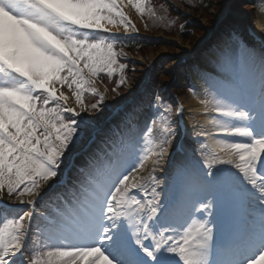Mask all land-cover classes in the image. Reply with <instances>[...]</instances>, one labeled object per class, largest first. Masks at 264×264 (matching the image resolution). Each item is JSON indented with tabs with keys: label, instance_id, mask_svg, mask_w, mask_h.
<instances>
[{
	"label": "snow or ice",
	"instance_id": "obj_1",
	"mask_svg": "<svg viewBox=\"0 0 264 264\" xmlns=\"http://www.w3.org/2000/svg\"><path fill=\"white\" fill-rule=\"evenodd\" d=\"M126 7L164 20L150 0H0V264H264V28L229 24L210 50L198 149L157 96L143 129L65 187L81 114L103 110L97 80L127 83ZM143 103L126 107L130 128Z\"/></svg>",
	"mask_w": 264,
	"mask_h": 264
},
{
	"label": "rangeland",
	"instance_id": "obj_2",
	"mask_svg": "<svg viewBox=\"0 0 264 264\" xmlns=\"http://www.w3.org/2000/svg\"><path fill=\"white\" fill-rule=\"evenodd\" d=\"M221 1L224 3V8H223V11H221V13L218 14V19H217L216 23L212 25L211 32H213V38H210V39L208 38V39L204 40L203 37L195 34V35H192V37H193L192 40H193V42L195 41L193 44L183 43L179 37L175 38V39H178L179 44L181 46H188L189 48L194 50L196 54L198 52L197 55L199 56V63H198L199 68H204L206 65L207 68L213 69V66L210 62L209 52L211 49H213V47L217 44V41L220 40L224 34L223 33V34L216 35L215 30L218 28V22L221 20V17H223L222 15L224 14V12L228 13L227 9L229 7V4H232L234 2V0H221ZM132 10L136 15H138L134 11V9H132ZM257 12H258V8H256L254 13H250V20L252 19L251 21L254 22V25H256L257 21H258ZM210 19H212L211 14L209 15V17H207V19L206 18L203 19L204 23L207 24V22H208L210 24ZM149 24L152 25V24H154V22L151 21V22H149ZM142 27H143V30L146 32L147 35H156L157 34L155 32L154 33L151 32V29H150L151 27L147 28V26L145 27L143 24H142ZM207 40L210 41L211 44H207L206 43ZM205 47H207V49L205 51L202 50L203 53H200L201 49H204ZM181 52H182V49L180 47H177L175 45L173 46V45H164L163 44L161 47L159 45H157L152 50H149V52L143 53L145 55L141 54L142 57H140V55H137L139 62H137L136 64H134L132 66L134 68V70L131 71L130 76L127 77L126 85L120 86L118 88V90L120 91V94H118L115 98L111 99V101L113 102L116 99L118 101H121V100L127 101L128 99H130L134 95V93L137 90V87L139 86V84L142 83L143 80H148L149 77L151 78V76H153V75H155V76L157 74L159 75L160 69H158L157 67H160L161 65H162V68L164 67L163 69H164L165 73H164V75L158 76V78H159V80L162 81V83L165 80L170 81L171 80L170 77L176 73L178 75V80L175 81L176 90L180 94H182V96L184 98H194V99L199 98L201 96V92H202V89L199 86L197 87V86L191 85L189 87L188 86L185 87L184 85L186 84V82L182 83L183 81H182V77H181V70H179V66L177 64L178 55ZM151 61L154 62V65H153L154 68L151 71H147V64ZM195 70H197V68ZM195 74L199 80H206L205 74L202 73L201 71H199V72L196 71ZM116 75L119 76V74H116ZM124 76H125V74H124ZM165 78H167V79H165ZM132 85H134V86H132ZM189 89H192L193 92L195 93V95L193 94V92H190ZM64 91H67V90L64 89ZM68 94L70 95V93H68ZM110 97H112L111 94H110ZM139 113L140 114L137 115V116H139V121L137 123V126L133 127L134 129L131 128L129 130L130 134H134L135 132L143 129L145 127V126L143 127L145 119L148 116H150L149 115L150 111L147 107H144V110L142 112H139ZM88 114H89V118H92L93 120H97L93 114H91V113H88ZM125 116H126V114H125ZM102 118H103V116H102ZM98 122H100V120H98ZM114 138L116 140V135L114 136ZM187 141L189 143H192L196 149L199 148V144L196 142V138L194 136L192 138L188 139Z\"/></svg>",
	"mask_w": 264,
	"mask_h": 264
},
{
	"label": "bare ground",
	"instance_id": "obj_3",
	"mask_svg": "<svg viewBox=\"0 0 264 264\" xmlns=\"http://www.w3.org/2000/svg\"><path fill=\"white\" fill-rule=\"evenodd\" d=\"M124 10L128 14H132L131 13V10H130V7H126ZM135 24L138 26L137 29H139L141 27V25H140L139 22H137ZM262 28H264V12L258 14V22H257V26H256V29H255V31H256L255 34L257 36H260L261 35V29ZM120 32H123V29L122 28H121ZM204 69L207 71L206 72L207 75L205 74L207 76L206 77V80H199V79H197L196 76H194L192 74V78H193L195 84L202 89V92H201V96L199 98H197V99L190 98L186 102V108H187L186 113H187V117L186 116L185 117H186V124H187V128H188V131H187V139H188V137L189 138H192L193 136L195 137L194 128L196 130H199V126L200 125H205L206 127L208 126L207 125V121H206V117H205V115L203 114V112L201 110L202 109V105L200 104V100L203 99V98H205V89H206V87H208L209 83L211 82V76L214 75V72L208 70V68H207L206 65H205V68ZM98 89L101 91L100 88H98ZM124 114H126V111H125ZM124 114L119 115L116 118L117 119V123L116 122L115 123H116L118 129H120L123 132V135L124 136H127V135L130 134L129 133V130L131 128H133V127L130 128L129 122L125 119L126 116ZM139 114L140 113H138L137 115H139ZM137 115L135 117H132V120L135 122L136 126H137V123L139 121V116H137ZM189 144L191 145V147L194 146L192 143H189ZM97 151L103 153L105 151V149H102L101 150L100 148H98ZM88 153L89 154L87 155V157L88 158H93L94 157V154H95V151L88 152Z\"/></svg>",
	"mask_w": 264,
	"mask_h": 264
}]
</instances>
